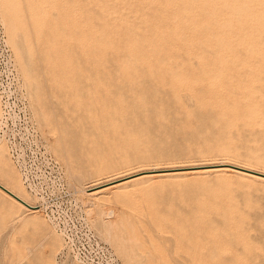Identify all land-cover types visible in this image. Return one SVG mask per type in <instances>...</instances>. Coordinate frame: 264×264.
<instances>
[{"label": "rangeland", "instance_id": "1", "mask_svg": "<svg viewBox=\"0 0 264 264\" xmlns=\"http://www.w3.org/2000/svg\"><path fill=\"white\" fill-rule=\"evenodd\" d=\"M186 1L0 0V183L39 203L24 165L57 173L59 207L120 264H264L262 183L209 173L85 191L146 168L264 172V0ZM9 200L0 264H81L44 207Z\"/></svg>", "mask_w": 264, "mask_h": 264}, {"label": "built area", "instance_id": "2", "mask_svg": "<svg viewBox=\"0 0 264 264\" xmlns=\"http://www.w3.org/2000/svg\"><path fill=\"white\" fill-rule=\"evenodd\" d=\"M4 119L6 118L4 117ZM4 122L6 123V120ZM30 153L34 157L45 155L41 142L36 138L32 140ZM19 155L20 152L18 157ZM28 168L32 169V167L25 164L24 179L26 184L37 190L44 209L53 218L57 227L61 229L67 246L75 256L84 264H120L109 247L99 240L82 220L78 222V225H75L59 207L61 201H69L70 197L64 181L56 176L57 173H53L52 177L46 178L40 174L29 172ZM55 171L58 172V170Z\"/></svg>", "mask_w": 264, "mask_h": 264}, {"label": "bare ground", "instance_id": "3", "mask_svg": "<svg viewBox=\"0 0 264 264\" xmlns=\"http://www.w3.org/2000/svg\"><path fill=\"white\" fill-rule=\"evenodd\" d=\"M222 0H220L221 3ZM233 1V0H231ZM230 1V2H231ZM243 1V0H241ZM118 2V1H117ZM188 2V0L186 1ZM217 2V1H216ZM219 2V1H218ZM229 2V1H228ZM236 2V0H235ZM247 2V1H246ZM200 3V2H199ZM234 3V2H233ZM238 1L235 3L237 4ZM240 3V2H239ZM254 3V2H253ZM98 4V3H97ZM111 4V3H110ZM158 4V3H156ZM160 4V3H159ZM203 4V3H202ZM217 4V3H216ZM252 4V3H251ZM163 5V4H162ZM218 5V4H217ZM230 5V4H229ZM234 5V4H232ZM244 5V4H243ZM174 6V5H173ZM177 6V5H176ZM236 7V5H234ZM246 6V5H245ZM258 6V5H257ZM216 7V6H215ZM220 7V6H219ZM244 6H242L243 9ZM112 8V7H111ZM218 8V7H217ZM221 8V7H220ZM234 8V7H233ZM241 8V6H240ZM253 8V7H252ZM261 8V7H260ZM101 9V7H100ZM147 9V8H146ZM169 9V8H168ZM152 10V9H151ZM221 10V9H220ZM106 11V10H105ZM208 11V10H207ZM248 11V10H247ZM123 12V11H122ZM139 12V11H138ZM147 12V11H146ZM220 12V11H219ZM239 12V11H238ZM113 13V12H112ZM226 13V12H225ZM242 13V12H241ZM153 14V13H152ZM163 14V13H162ZM166 14V13H165ZM180 14V13H179ZM234 14V13H233ZM104 15V14H103ZM121 15V14H120ZM158 15V14H157ZM215 15H218L215 14ZM220 15V14H219ZM226 15V14H225ZM144 16V15H143ZM230 16V15H229ZM234 16V15H233ZM239 16V15H238ZM252 16V15H251ZM111 17V16H110ZM162 17V16H161ZM175 17V15H174ZM226 17V16H225ZM104 18V17H103ZM125 18V16H124ZM133 18V17H132ZM202 18V17H200ZM223 18V17H222ZM233 18V17H232ZM243 18V17H242ZM250 18V16H249ZM144 19V18H143ZM168 19V18H167ZM220 19V18H219ZM226 18H224L225 20ZM228 19V17H227ZM234 19V18H233ZM248 19V17H247ZM263 19V18H261ZM122 20V19H121ZM124 20V19H123ZM218 20V18H217ZM260 20V19H259ZM258 20V21H259ZM146 21V20H145ZM189 21V20H188ZM227 21V20H226ZM229 21V20H228ZM263 21V20H261ZM3 22V21H2ZM176 23V22H175ZM231 23V21H230ZM253 23V22H252ZM4 24V23H3ZM239 24V23H238ZM232 25V23H231ZM248 25V23H247ZM143 26V25H142ZM240 26V25H239ZM150 27V26H149ZM155 27V26H154ZM165 27V26H164ZM176 27V26H175ZM166 28V27H165ZM229 28V27H228ZM138 29V28H137ZM156 29V28H155ZM192 29V28H191ZM168 30V29H167ZM174 30V29H173ZM183 30V29H182ZM102 31V30H101ZM104 31V30H103ZM189 31V30H188ZM241 31V29H240ZM194 32V31H193ZM229 32V31H228ZM186 33V32H185ZM227 33V32H226ZM242 33V32H241ZM164 34V33H163ZM228 34V33H227ZM114 35V34H113ZM122 35V34H121ZM170 35V34H169ZM187 35V34H186ZM154 36V34H153ZM158 36V35H157ZM162 36V35H161ZM167 36V35H166ZM191 36V35H190ZM105 37V36H104ZM119 37V36H118ZM168 37V36H167ZM178 37V36H177ZM116 38V37H115ZM148 38V37H147ZM195 38V37H194ZM112 39V38H111ZM149 39V38H148ZM145 42V41H144ZM165 42V41H164ZM175 42V41H174ZM192 42V41H191ZM117 44V43H116ZM127 45V44H126ZM145 45V44H144ZM111 46V45H110ZM143 49V48H142ZM167 49V48H166ZM186 49V48H185ZM116 50V49H115ZM136 50V49H135ZM145 50V49H144ZM176 50V49H175ZM174 50V51H175ZM178 52V51H177ZM183 53V52H182ZM185 53V52H184ZM186 54V53H185ZM137 55V54H136ZM184 55V54H183ZM146 56V55H145ZM190 56V55H189ZM168 58V57H167ZM172 59V58H170ZM136 60V59H135ZM162 60V59H161ZM165 60V59H164ZM177 60V59H176ZM147 62V61H146ZM202 63V62H201ZM200 64V63H199ZM167 68V67H165ZM181 68V67H180ZM187 68V67H186ZM185 70V68H184ZM246 73V72H245ZM159 75V74H158ZM174 75V74H173ZM210 76V75H209ZM174 77V76H173ZM184 77V76H182ZM186 78V77H185ZM199 78V77H197ZM187 80V79H186ZM209 80V79H208ZM252 80V79H251ZM233 81V80H232ZM205 83V82H203ZM168 84V83H167ZM179 84V83H178ZM198 84V83H197ZM206 84V83H205ZM200 85V84H199ZM208 85V84H207ZM197 88V87H196ZM209 89V88H208ZM224 89V88H223ZM188 91V90H186ZM198 91V90H197ZM2 113H0V118L2 119ZM4 123V121H3ZM2 123V124H3ZM1 124V125H2ZM3 132V131H2ZM6 151V147L4 144V140L1 138L0 136V151L1 150ZM219 150V149H218ZM230 155V154H229ZM4 157V156H3ZM232 157V156H231ZM190 163V162H189ZM199 164V163H198ZM122 172V171H121ZM209 173H214V174H234L237 175L238 177H240V179H248V181H255V182H259L264 184V172L258 170V169H254L251 168L249 166L246 165H240V164H236L235 162H211V163H204V164H200V165H189V166H180V167H171V168H165V169H145L142 171H137L125 176H121V177H117L114 178L111 181L105 182V183H101V184H96L88 189H86L85 191L88 192V195H96L99 191L105 190V189H126V188H130L133 191V188L137 185H139L140 183L142 184L143 181L147 183L148 179L155 177V176H170L176 179V177L178 176H186V175H194V176H199V175H205V174H209ZM222 176V175H221ZM225 177V176H224ZM223 177V178H224ZM180 178V177H179ZM147 180V181H145ZM151 180V179H150ZM225 180V179H224ZM153 181V180H152ZM140 184V185H141ZM144 185V184H143ZM31 187V186H30ZM29 188V190H31V193H34L38 199L40 200L39 203H41V199L40 196H38L37 190H35L34 188ZM129 189V190H130ZM131 191V192H132ZM137 191V190H136ZM135 192V191H134ZM85 193V192H84ZM0 195L7 197L8 199H10L9 201H12L16 206L18 207H22L32 213L37 212L40 207H43L42 203L39 204L37 203V201L35 200V203H31L29 202V199L27 200L25 197H23L22 195L10 190L9 188H7L6 186L2 185L0 183ZM87 196V195H86ZM222 196V195H221ZM217 198V197H216ZM31 201V200H30ZM34 201V199H33ZM234 209V208H233ZM235 212V211H234ZM239 215V214H238ZM237 215V216H238ZM229 217V216H228ZM243 219V218H242ZM86 225V224H85ZM114 225V224H113ZM231 225V224H230ZM119 226V225H118ZM237 226V225H236ZM89 228V227H88ZM59 229V228H58ZM90 229V228H89ZM61 231V229H59ZM92 230V229H91ZM62 232V231H61ZM96 235V234H95ZM97 236V235H96ZM62 237H63V233H62ZM98 237V236H97ZM99 238V237H98ZM64 239V237H63ZM244 239V238H243ZM100 240V239H99ZM131 240V239H130ZM65 241V240H64ZM244 242V241H243ZM245 243V242H244ZM241 243V244H244ZM118 244V243H117ZM247 244V242L245 243ZM65 245L67 247L68 250L69 247L67 246L66 242ZM64 246V245H63ZM247 247V246H245ZM63 248V247H62ZM61 248V249H62ZM71 251V250H70ZM73 253V252H72ZM112 253V252H111ZM74 254V253H73ZM75 255V254H74ZM114 256V255H113ZM78 259V258H77ZM78 261L81 264H84L83 262H81L79 259Z\"/></svg>", "mask_w": 264, "mask_h": 264}]
</instances>
